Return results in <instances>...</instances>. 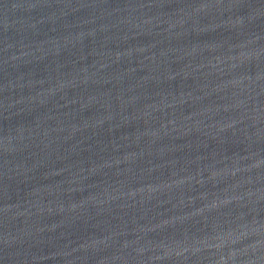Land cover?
Masks as SVG:
<instances>
[{
	"label": "water",
	"instance_id": "water-1",
	"mask_svg": "<svg viewBox=\"0 0 264 264\" xmlns=\"http://www.w3.org/2000/svg\"><path fill=\"white\" fill-rule=\"evenodd\" d=\"M0 264H264V0H0Z\"/></svg>",
	"mask_w": 264,
	"mask_h": 264
}]
</instances>
